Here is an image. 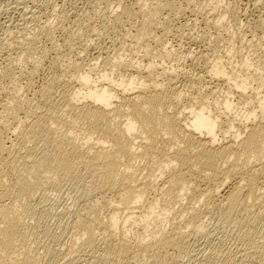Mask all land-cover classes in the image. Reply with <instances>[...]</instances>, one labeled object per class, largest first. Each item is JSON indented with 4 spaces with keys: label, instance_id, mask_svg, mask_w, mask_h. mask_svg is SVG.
Masks as SVG:
<instances>
[{
    "label": "bare ground",
    "instance_id": "6f19581e",
    "mask_svg": "<svg viewBox=\"0 0 264 264\" xmlns=\"http://www.w3.org/2000/svg\"><path fill=\"white\" fill-rule=\"evenodd\" d=\"M188 1L137 0L133 7L108 1L111 9L97 14L94 26L112 22L139 48L136 60L119 52L110 57L101 47L95 62L70 58L61 68L57 51L74 50L73 34L63 28L58 42L41 45L42 34L52 40L53 27L46 19L28 33L37 14L18 25L20 39L5 40L9 49H21L13 59L25 54L27 67L15 70L11 56L0 72V264H78L84 258L87 264H184L198 239L209 237L212 217L232 228L235 249L206 250L204 259L264 264L263 15H243L240 29L255 54L243 58L239 48L233 64V51L222 53L220 38L231 22L240 23V0L224 1L210 20L198 19ZM187 11L212 33L188 34V46L179 51L178 44L165 43L166 35L182 28L175 20ZM55 16L56 23L65 19ZM235 34L226 40L232 44ZM62 120L82 139L53 126ZM75 177L82 191L78 210L63 223L68 240L38 255L36 245L27 244L26 222L31 229L42 225L35 215L50 182ZM41 232L54 236L47 228Z\"/></svg>",
    "mask_w": 264,
    "mask_h": 264
},
{
    "label": "rangeland",
    "instance_id": "374dc122",
    "mask_svg": "<svg viewBox=\"0 0 264 264\" xmlns=\"http://www.w3.org/2000/svg\"><path fill=\"white\" fill-rule=\"evenodd\" d=\"M97 1H98V3H97ZM108 1H109V3H112L111 4L112 6L115 2L119 1V2H122L126 6L128 5V6L133 7L137 0H113V1L112 0H105V1L104 0H100V1L99 0H16V1L15 0H0V40L2 39V41H0V72H1L2 66L6 63V61L8 60L7 62H9V60H10L9 58L11 56H12L11 61L14 60L12 62H14V65L16 66V68L14 67L15 70L18 69V71H20V67L25 66L23 69H25L27 67V60L25 59V54H22V57L21 56H20L21 58L19 57L20 59L17 58L18 60L13 59L14 57L17 56L18 53H20L21 49H19V48L9 49L8 47H6L8 45H6L5 43H7L8 40H10L9 38H12L11 39L12 41H14V40L16 41V39L17 40L20 39L21 36H23L22 30H20L24 24V21L22 22V20L24 18L25 19L31 18V17L33 18L35 16H36L35 17L36 21L31 20V23H30L31 25L29 24L28 30H26V31H28V33H29V31H31V33H32L34 31L33 28L35 29L36 26H37L36 28H38L40 24H43L44 21L48 20V22L51 24V25L50 24L49 25L51 27H53L51 29L52 40L51 41L47 40V38L43 34L41 37L38 36V38L40 37L39 38L40 44L41 45L43 44V46H46L47 48L50 47L49 45H51V43L58 42V41H56V39L59 40L60 37H62V33H64L63 28L67 29V31H69L70 34H73L72 35V40H73L72 42H74V43H72L73 47H71V50H72V48L74 50L71 51L72 52L71 57L69 55V54H71V52L69 50H65V49L60 48L57 51V53L60 57V67L61 68H66L70 65L68 62V59H70V58H75L78 61H82L84 64L88 63V61L89 62H95L93 57H95L97 54H99L98 50L101 47L103 48V50L105 52H107V54L110 57L111 56L113 57L116 54L118 55V52H119V54H123V55H127V54L129 55L130 54V56L134 57L133 60L138 59V57L140 55V51L138 50L139 48L137 49L135 47L136 48L135 49L131 44L132 42L130 43L129 40L127 41L124 38L123 34H121L122 32L120 33V31L119 32L117 31L118 29L113 28L112 22H111V25L107 24L105 27H102V29L100 27L94 26V23H95V25L97 23L95 20V19H97L96 15L97 14L100 15L101 13H104L105 9L107 10V12L111 9L112 6L108 3ZM148 1H150V0H148ZM218 1L219 0H205V1L204 0L203 1L202 0H196V2H195V0H189L188 2H190V4H189L190 6L191 5L193 6V9L195 7L194 10L197 13L198 19L201 20V19H203V17H204V19H205V17H207L209 19L210 17L212 18L213 15L216 14L215 16H217V14L219 15L221 13L222 6L224 5V1H226V0H221V1H223V3H221L220 6H218V8H216L217 5H215V4ZM251 1L252 0H240L239 2L237 1L239 4V5L237 4V6H239L238 9H239V12L241 13L240 14V20H239L240 23L239 22L236 23L237 24L236 25L237 27H236L235 24L231 22V24H229L227 26L228 28H230V30L227 29L228 33H230V35L227 32H223V34L221 35V38H220V40H221L220 42H223L222 44H220L222 53H225V51L229 50V48H230L231 52L233 51V53L230 52L233 55H231L229 53L231 55L230 60L233 64H235V61H234L235 59H236V63L239 61L241 54H243V55L245 54L244 56L242 55L243 58H245L246 54H248L249 57L247 55L246 58H249V59L253 58V56H254L253 54H255L254 50H251V49H254V48H252L253 46L250 45L251 43L249 44L246 41L247 37H245V32H243L245 26H243V25H244L245 20L247 18H253L255 15H257L258 12H260L263 15V19H264V2L262 4L260 3L261 5L258 4L257 6H253V5H250ZM182 4H183V6H185L186 2L184 3L182 1ZM213 5H214L215 9H213ZM99 7H100V10L98 9ZM211 7L213 10L211 9ZM92 8H93V10H92ZM197 8H199V9H197ZM34 10H35V12H33ZM197 10L199 12H197ZM204 10H206V11H204ZM241 10L242 11L244 10V12L246 11V13L243 14V12ZM99 11H101V12H99ZM188 12L189 11H187L185 14V15L188 14V16L178 17L179 19L177 18V20H175V23L178 25L181 24L182 28L178 31L175 30L174 33L172 32V33L168 34V36L166 35L167 41H165V43L166 44L170 43L169 45L167 44L168 46H171V45L177 46L176 44H178V46H179L178 50L179 51H184L186 49L185 47L188 46L187 43H189V41H190L189 38L191 36L192 37H198V36L202 35L203 31H209L208 29H206V25L201 26V24H199V22H193L192 18H194V16L192 14H189ZM213 12H215V14ZM23 13H25V14H23ZM28 13H30L31 15H29ZM199 13H201L202 15ZM253 13H254V15H253ZM35 14H37V15H35ZM56 14H59V15L62 14L65 16V19L63 20V22L61 21V23H60L58 21L56 23V20H57L56 16H55ZM93 14H95V15H93ZM203 14H205V15H203ZM246 14H247V16H246L247 18L245 19L244 18L245 16H243V15H246ZM23 15H25V17ZM200 15H201V17H200ZM88 16H89V18H88ZM241 19H243V20H241ZM242 21H244V23ZM21 23H23V24H21ZM58 23H59V25H58ZM8 25H9V27H8ZM18 25L21 28H19ZM17 26H18V29H17ZM230 26H233V27H230ZM94 27H96V31H101L99 36L97 35L96 31L95 32L92 31ZM241 27H244V28L240 29ZM186 28H187V30H186ZM68 29H70V30H68ZM232 29H234V30H232ZM188 30H190V31L188 32ZM211 30L212 29H210V31H209L210 33H212ZM231 30L233 31V34H232ZM23 31H25V30H23ZM79 31H80V33H79ZM181 32H182V34H181ZM188 34L191 36H189ZM234 34L238 38V40L236 39V37H233L232 41L234 43L232 42V44H234L236 46L232 45L230 41L226 40V38H228L227 37L228 35L230 37ZM17 36H18V38H17ZM212 36L210 37V35H209L210 40H212L211 38H213V40H214L215 35L213 37ZM14 38H16V39H14ZM234 38H235L236 42L234 41ZM179 40H181V41H179ZM225 42L227 43V45L230 42L231 45L230 44L228 46L223 45V44H225ZM239 42L240 43L242 42V43L239 44ZM150 43H152V42H150ZM246 44H248L249 46ZM252 44H254V43H252ZM130 45H131V48L129 47ZM199 45L203 46L202 43H199ZM193 46H195V45H193ZM202 46H200L199 49H203L204 47L201 48ZM231 46H233L234 48H232ZM151 47L153 48L152 45H151ZM132 48L134 50H132ZM223 48H224V50H223ZM242 48H243V50H242ZM235 50H240L243 53L240 51L239 52L241 54L239 52L237 53ZM134 51L136 52V54ZM138 51H139V53H138ZM252 51H253V53H252ZM67 52L69 54H67ZM131 52H133V53H131ZM244 52H246V53H244ZM51 53L53 55L55 53V51H53ZM137 54H139V55H137ZM68 55H69V58H68ZM237 55L239 57H237ZM250 55H253V56H250ZM157 59H159V58H157ZM250 60H252V59H250ZM96 61L98 64L101 63V59H98V60L96 59ZM24 62H26V64H23ZM166 64H168V63H166ZM183 65H187V63L186 64L183 63ZM21 70H22V68H21ZM18 71H16V72H18ZM192 72H193V70H191V73ZM34 82H35V84H37L39 82L38 77H35ZM4 86H6V85H4ZM0 111H2V105L1 104H0ZM16 114L18 116L21 115V113H16ZM53 126L57 127L59 130L65 132L68 135H75V136H78L80 139H82L80 137L79 129L69 121H63L62 120V121L57 122L56 125H53ZM8 134L11 136L9 138L13 137L12 134H10V133H8ZM91 141L92 140H90L89 142H91ZM78 177H80V176H78ZM78 177H75L77 179H72L66 184H61L62 182H59L57 180H53L52 182H50V184L47 186V188L44 189V195L48 199L46 202H44L42 204L41 203L38 204L39 207H41L40 212L39 213L37 212V214L35 215V217L38 219V222H40V224H42V225H40L39 227H33L31 229V220L26 222L25 227H26V231L28 233L27 244L29 246H31V243L32 244L34 243L36 245L35 251L38 255L42 256L44 254V252L46 250H48L56 241H61L60 245L64 248L65 245L63 246L62 244H65L67 242L68 232L64 228L63 223L65 224L66 220L69 221L71 219V217L78 210V202H75V199H76V196L79 195L82 191V186H81V183L79 182L80 179ZM82 179L85 181L84 177H82ZM85 183H86V185L90 186V184L88 182L85 181ZM68 218H70V219H68ZM206 222H207L206 223V226H207L206 230L209 233V237H206V235H204V237H200L198 239V242H196L195 247L194 246L192 247V251H194V252H192V254L193 255L195 254L194 255L195 257L191 253H190V255L193 257V259H192V257H189V256L183 257L182 262L184 259V264H186V263L187 264H192V263L197 264V262L200 259L202 260V261L200 260L201 264H217V261H215L213 258L212 259H210V258L204 259L203 258L204 257L203 255L205 254L206 250L207 251L208 250H215L219 253H223L226 251L227 247L229 248V247H232L234 245V243L232 244L233 232H232V228L230 226H219L217 224V218L216 217H212V219L208 218V220ZM164 225L166 228H168V223H166ZM43 228L49 229L54 234V236L49 237V236L42 234L41 231ZM61 246H59V248ZM234 249H235V247L233 246L231 251H234ZM195 251H197V252H195ZM43 258H45V257H43ZM202 258L204 259V261ZM189 259H191V260H189ZM82 263L87 264L88 260H86V258L81 259V261H79L78 264H82ZM40 264H42V263H40Z\"/></svg>",
    "mask_w": 264,
    "mask_h": 264
}]
</instances>
